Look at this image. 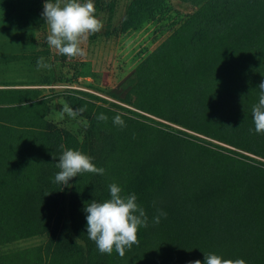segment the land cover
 <instances>
[{
	"label": "trees",
	"instance_id": "trees-1",
	"mask_svg": "<svg viewBox=\"0 0 264 264\" xmlns=\"http://www.w3.org/2000/svg\"><path fill=\"white\" fill-rule=\"evenodd\" d=\"M119 1L93 0L95 15L109 10L112 21ZM177 1L192 13L128 83L101 91L109 98L63 93L73 109L86 106L82 138L49 119L54 96L0 89V246L47 237L0 253V264H189L209 253L264 264V134L255 133L252 117L264 80V0ZM171 2L125 0L121 32L141 28ZM43 5L0 0V35L35 32L41 46L0 62H51ZM48 72L45 85L74 81ZM101 113L107 121L97 120ZM118 113L126 127L113 124ZM61 144L92 157L105 174L55 183ZM112 183L121 195L134 193L148 217L123 258L101 254L86 231V202L109 199ZM158 209L167 217L154 224Z\"/></svg>",
	"mask_w": 264,
	"mask_h": 264
},
{
	"label": "clouds",
	"instance_id": "clouds-1",
	"mask_svg": "<svg viewBox=\"0 0 264 264\" xmlns=\"http://www.w3.org/2000/svg\"><path fill=\"white\" fill-rule=\"evenodd\" d=\"M96 9L93 0H46L43 5L42 17L49 29L47 44L54 48L58 54L69 58L83 56L84 51L80 47L83 39L89 34L99 32L103 25L95 15ZM45 57L37 59L36 68L50 69ZM258 103L252 107V117L255 125V133L264 134V80L258 85ZM86 106L73 109L66 102L62 103L59 110L61 118L66 114L72 119L81 117L86 111ZM108 117L101 113L97 116L98 121H107ZM86 124V121H85ZM113 124L121 128L126 127L121 114L113 117ZM250 131H253L250 129ZM64 149V145H60ZM55 158V157H54ZM56 167L60 170L54 177L55 183L67 186L69 181L83 173L104 175L105 169L97 167L92 162V157L79 150L64 149ZM110 198L103 202L92 200L86 202L88 238L95 242L101 254L111 255L113 250L123 258L126 249L130 250L133 245H138V229L147 228L148 217L143 207L137 203V196L133 193L127 196L121 195L122 189L115 183L109 186ZM153 218L154 224H159L161 216L167 217V213L161 209ZM79 239H77V242ZM202 262L197 259L189 264H246L242 259H225L214 253L204 254Z\"/></svg>",
	"mask_w": 264,
	"mask_h": 264
},
{
	"label": "rangeland",
	"instance_id": "rangeland-1",
	"mask_svg": "<svg viewBox=\"0 0 264 264\" xmlns=\"http://www.w3.org/2000/svg\"><path fill=\"white\" fill-rule=\"evenodd\" d=\"M45 2L46 0H43V4ZM52 2H55V0H52ZM178 2L181 1L172 0L171 7L162 9L141 28L123 33L120 30V24L124 14L125 0H120L112 21L109 20V10L105 9L97 16L103 27L99 32L89 34L86 39L81 41L80 47L84 51L83 56L78 55L71 58L65 56L64 60L61 61L60 54L52 48L51 62L49 64L56 71V76L62 73L66 75L72 69V66L77 64L80 70L78 72L74 71V76L72 74L73 83L79 86L77 89L94 92L109 98L101 93V91H110L125 81L128 83L127 79L137 65L152 53L179 26L188 14L192 13H187L178 8L176 6ZM47 34H49L48 26ZM24 36H28L26 39L27 44L32 45L37 41L35 32L29 35L24 32L21 36H14V38L18 39ZM1 38H4V35ZM7 63H10L16 74L20 76L22 74L17 73L18 70L31 69L24 64L33 65L31 61H13ZM44 70H46V75L49 69ZM87 76H90L91 79H86L85 77ZM61 85L64 84H55L53 88H50L53 90L50 95L54 96V99L49 119L82 138L87 128V121L82 117L72 119L66 114L63 118L59 115L62 103L66 102L63 93L67 90L66 88H62ZM46 241V236L31 237L0 246V253L40 245Z\"/></svg>",
	"mask_w": 264,
	"mask_h": 264
},
{
	"label": "crops",
	"instance_id": "crops-1",
	"mask_svg": "<svg viewBox=\"0 0 264 264\" xmlns=\"http://www.w3.org/2000/svg\"><path fill=\"white\" fill-rule=\"evenodd\" d=\"M0 35V58L9 56L11 54H20L24 52L37 51L41 49L40 45L34 43L32 45L26 43L28 36L22 38H14L13 36H4L1 38ZM31 69H24L17 73L22 74L17 75L14 68L10 63L0 62V89H12V90H24V89H35L42 90L43 96H50L51 90L55 84H64L61 85L62 88L68 89H77L79 86H76L75 83L64 82V83H55L53 85H45L43 81L50 75L49 72L46 73V70L42 69L37 70L35 65L24 64ZM77 66V64H75ZM17 66V65H16ZM20 66V65H19ZM74 67L69 70L66 76L73 78L74 76ZM63 74V73H62ZM73 74V76H72ZM61 75V74H60ZM65 75V74H63ZM86 79H91L90 76L85 77ZM66 90V91H67ZM65 91V92H66ZM58 93V92H55Z\"/></svg>",
	"mask_w": 264,
	"mask_h": 264
},
{
	"label": "water",
	"instance_id": "water-1",
	"mask_svg": "<svg viewBox=\"0 0 264 264\" xmlns=\"http://www.w3.org/2000/svg\"><path fill=\"white\" fill-rule=\"evenodd\" d=\"M176 6L178 8H180L181 10H184L185 12H192V7L190 5H186V4H183L181 2H178V4H176Z\"/></svg>",
	"mask_w": 264,
	"mask_h": 264
}]
</instances>
